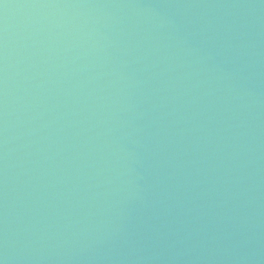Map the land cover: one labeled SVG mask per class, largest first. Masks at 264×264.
Listing matches in <instances>:
<instances>
[{
	"label": "water",
	"instance_id": "1",
	"mask_svg": "<svg viewBox=\"0 0 264 264\" xmlns=\"http://www.w3.org/2000/svg\"><path fill=\"white\" fill-rule=\"evenodd\" d=\"M0 264H264V0H0Z\"/></svg>",
	"mask_w": 264,
	"mask_h": 264
}]
</instances>
